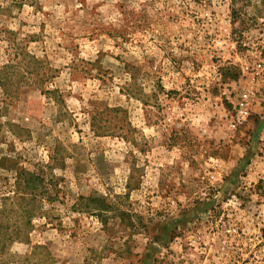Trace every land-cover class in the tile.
I'll use <instances>...</instances> for the list:
<instances>
[{"label": "rangeland", "instance_id": "1", "mask_svg": "<svg viewBox=\"0 0 264 264\" xmlns=\"http://www.w3.org/2000/svg\"><path fill=\"white\" fill-rule=\"evenodd\" d=\"M0 264H264V0H0Z\"/></svg>", "mask_w": 264, "mask_h": 264}, {"label": "trees", "instance_id": "2", "mask_svg": "<svg viewBox=\"0 0 264 264\" xmlns=\"http://www.w3.org/2000/svg\"><path fill=\"white\" fill-rule=\"evenodd\" d=\"M24 183V187L22 190L26 189L27 188V184H28V181H22ZM24 196V195H23ZM9 200H10V205H13V202H12V198L11 197H8ZM22 202L24 201V199H20ZM8 210V208H5L2 212ZM20 214H21V220L19 222H17V225L15 226L16 230L14 231L15 235L14 237H8V239H6V241H15V240H18L20 237H19V232L21 231H25V230H28V229H31L32 227V224H31V214H32V209H26L25 207H20ZM28 228V229H27Z\"/></svg>", "mask_w": 264, "mask_h": 264}, {"label": "built area", "instance_id": "3", "mask_svg": "<svg viewBox=\"0 0 264 264\" xmlns=\"http://www.w3.org/2000/svg\"><path fill=\"white\" fill-rule=\"evenodd\" d=\"M246 112L244 110H240V114H245Z\"/></svg>", "mask_w": 264, "mask_h": 264}]
</instances>
